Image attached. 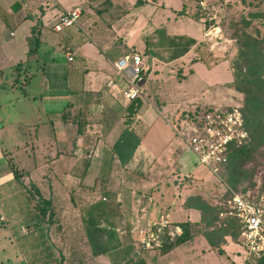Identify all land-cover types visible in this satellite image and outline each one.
Here are the masks:
<instances>
[{"label":"rangeland","instance_id":"1","mask_svg":"<svg viewBox=\"0 0 264 264\" xmlns=\"http://www.w3.org/2000/svg\"><path fill=\"white\" fill-rule=\"evenodd\" d=\"M100 1L101 3L96 2L90 6L93 15L99 16L103 5L108 2ZM136 1L121 0L112 12L114 18L111 14L110 17H101V21H109L108 24H111L116 16L127 13L114 27L115 30L111 25H107L108 28L104 26L107 28L105 34L108 39L116 38L117 32L125 33L132 20L134 23L133 17H139L136 27L140 42L134 43L135 49L141 50L142 43H148L150 48V52L145 50L141 53L140 66L148 74L142 84L141 98L144 102L140 111L141 120L131 127L127 125L118 141L111 140L113 143L110 144L125 164L129 162L133 167L134 162L145 154V150H152L157 154L166 153L170 148L176 150L172 164L166 162L167 166L159 169L162 174L154 176L155 182L141 185L138 193H152L154 212H169L172 221L192 218V222L196 223L197 234L171 254L157 255L159 254L161 261L172 259L176 264H230L224 248L230 245V248L236 249L242 263L247 261L249 264H264V257L249 256L240 244L236 219L230 215L228 203L234 193L251 197L264 194V147L256 149L248 158L240 156L230 167L226 168L224 165L207 169L198 164L184 138L175 132H180L181 128L177 122H191L192 118L187 115L196 107L226 105L241 108L244 95L228 84L238 55L236 37L241 36L245 30L244 21L250 19L251 25L246 31L264 35V0H146L147 3L135 6ZM43 2L26 0L22 14H35ZM53 2L55 0H50V4ZM61 2L65 5H81L85 9L82 0ZM183 7L185 14H180ZM58 12L57 7H50L45 11L43 18L46 26L52 25ZM197 12L204 17L193 19L191 16ZM87 32L85 43L89 45L88 48L97 56L100 55L101 61L108 63L98 45L105 49L108 46L100 41L98 34L92 29ZM122 48L128 55L135 53L130 46ZM76 65L83 64L78 59L68 62L66 51L51 49L46 43L42 44L38 58L30 61L27 73L29 82L25 85V90L30 96V103L34 101V96L37 97L36 108L41 118L45 117L41 110L50 99V95L45 94L43 101L40 100L42 81L51 85L55 83V86L60 82L61 89L57 91L54 108L56 112L61 111L70 99L68 91L64 90L67 68ZM22 77L20 81L23 80ZM10 78V71H5L3 77H0V91L8 87ZM5 96L2 91L0 101L5 100ZM30 109L25 111L30 116L23 119V122L31 120V115L36 113L31 107ZM5 111L3 109L2 113L6 118ZM182 113L186 116L181 117ZM16 114L19 112L13 108L12 117L16 118ZM15 129V126L9 124L7 132L14 152L15 144L35 138L27 132L18 137ZM242 145L244 143L237 144L234 149ZM20 153L24 152L17 154L20 156ZM15 159L18 161V157ZM76 189L73 185H66V190L62 189L55 196L57 205L54 207L55 216L51 219L36 218L37 197L27 195L17 184L1 190L0 264H59L61 253L68 263L76 253L77 257L87 256L85 225L92 227L97 224L96 214L105 209L106 203L101 198L94 199L92 214L83 220L82 212L73 207L69 200L73 195H82ZM94 195L108 194L97 192ZM188 210L195 215H188ZM193 247L204 248L205 255H197V251L193 253ZM150 251L153 253L154 250Z\"/></svg>","mask_w":264,"mask_h":264},{"label":"crops","instance_id":"2","mask_svg":"<svg viewBox=\"0 0 264 264\" xmlns=\"http://www.w3.org/2000/svg\"><path fill=\"white\" fill-rule=\"evenodd\" d=\"M43 1L35 14L31 12L22 14L26 0H0V77H3L5 71H10L11 77L8 87L0 91L6 94L5 100L0 101V192L13 185L15 168L25 173L23 177L25 182L29 183L32 180L45 190L49 185L53 186L55 193L62 189L66 190V185L77 188V192L82 194L79 196L83 198L80 199L83 206L79 209L83 220L93 212L92 201L101 198L106 207L96 214L97 224L92 227L85 225L89 252L81 264H176L172 259L161 261L159 257L161 253L156 250L150 253V250L142 249L127 234L132 224L156 218L160 213L166 212L164 210L159 214L154 212L151 203L152 193L145 195L142 192L140 195L138 190L143 184L155 182L154 176L162 174L159 169L167 166L166 162L172 164L176 150L170 148L163 154L145 150V154L134 162L133 167L129 162L125 164L114 146L110 144L118 141L127 125L131 127L141 120L140 108L129 122L126 121V108L130 101L122 93L125 82L116 74L114 68V62L118 58L129 54L122 46L125 48L130 46L140 55L146 50V43L141 44V50L135 49L134 43L140 42L139 30L136 27L139 17L137 19L136 16L133 17L135 21L133 23L132 20L125 33L117 32L116 38L108 39L105 34L107 25L114 29L127 13L116 16L111 24H108L109 21L108 23L101 21V17L107 15L110 17L121 0H109L103 5L99 16L91 13L90 6L96 2L101 3L100 0H82L85 9L77 4L65 5L61 0H55L53 4H50V0ZM15 3L18 4L15 6ZM74 6L83 8L81 27L54 31L53 25L60 13ZM50 7L59 8V12L55 14L52 25L46 26L43 17ZM39 19L40 46L34 55L28 56V39L32 36V27ZM90 29L98 34L105 46L109 47L106 46L105 49L98 45L108 63L101 61L102 57L97 56L85 43L87 40L85 36ZM43 43L54 50L63 49L67 52L68 62L78 59L84 66H68L64 90L68 91L70 99L61 111L56 112L54 108L57 91L61 89L60 82L55 86V83L51 85L42 81L40 100L43 101L45 94H49L50 99L46 107L42 106V115L45 117L41 118L36 108L37 97L34 96L32 98L34 101L30 103L31 99L25 85L29 82L27 76L29 63L33 58H38ZM69 57L73 60L70 61ZM30 107L36 113L31 115V120L23 122V119L30 116L25 114L26 110H31ZM13 108L19 112L16 118L11 115ZM3 109L6 110V118L4 112L2 113ZM3 119H6V122H3ZM79 123L82 124L80 133ZM9 124L15 126V134L18 137L23 136V133L25 135L29 133L35 138L15 144L14 152L7 137ZM19 152L24 153H20L19 156L17 154ZM17 157L18 161L15 159ZM80 183L85 188H79ZM94 186L97 192L102 188L100 192L108 195H100L101 197L92 195L91 188ZM188 215L193 216L195 213L188 210ZM193 248V253L197 251V255H205L204 248ZM224 248L227 262L230 264L246 262L240 261L241 258L235 248H230V245Z\"/></svg>","mask_w":264,"mask_h":264},{"label":"built area","instance_id":"3","mask_svg":"<svg viewBox=\"0 0 264 264\" xmlns=\"http://www.w3.org/2000/svg\"><path fill=\"white\" fill-rule=\"evenodd\" d=\"M82 15L83 8L80 6L64 9L53 26L54 31L80 28ZM68 59L73 60L72 57ZM141 62L139 53L125 55L114 62L116 74L125 82L122 93L129 101L143 96L142 84L147 73L140 66ZM179 127L180 132H175L184 138L198 164L207 169L224 166L232 147L243 144L248 137L243 113L239 107L234 106L205 107L195 114L191 122L183 121ZM228 203L230 215L239 223L240 244L249 256L264 257V194L251 197L234 193ZM182 233V227L171 220L168 212L132 224L127 231L132 241L142 249L156 251L167 240L173 241Z\"/></svg>","mask_w":264,"mask_h":264},{"label":"trees","instance_id":"4","mask_svg":"<svg viewBox=\"0 0 264 264\" xmlns=\"http://www.w3.org/2000/svg\"><path fill=\"white\" fill-rule=\"evenodd\" d=\"M147 2L148 1L146 0H137L134 5L139 6ZM16 4L18 3H15V6ZM179 12L180 14H185V7H183V9ZM191 17L195 20H199L204 16L202 13L197 12ZM40 22V19L37 20L35 26L31 29L32 36L28 39V56L34 55L40 46V31L38 30ZM244 23L245 30L242 32L241 36L236 37L238 55L236 61L234 62L235 67L233 71V80L228 84L244 95L240 109L243 113L245 129L248 131V137L246 138L244 145L238 149H234V147H232L228 153V161L225 164L226 168L230 167L235 159H238L240 156L245 155L248 158V156H251L256 149L264 147V35H260L259 32L254 35L246 31V28L251 25V19L249 21H244ZM146 51L150 52L148 43H146ZM143 102L144 101L141 97L130 101L126 108L127 122H129L130 118H133L139 112ZM201 109L203 108L196 107L193 112L189 111L187 116L194 119L195 114L201 111ZM183 114L184 113H182L181 117L186 116ZM177 124L179 125L178 122ZM81 126L82 124L79 123V133L81 132ZM13 174L14 182L13 185H11L12 187H15L17 184V186L24 189L27 195H35L37 197L38 205L36 210L38 211V214L36 215V218H53L55 216L54 207L57 205L55 196L59 195V193L54 192L52 189L53 186L49 185L45 190L32 180L27 183L23 179L25 173L15 168L13 169ZM79 188H85V186L80 183ZM91 189L92 195L97 193L95 186ZM101 189L102 188L98 189V192H100ZM80 199L82 200L83 198L79 195L69 197L73 207L77 210L83 206V201H80ZM175 224L182 227L183 233L180 236H177L173 241L167 240L165 242L163 247L158 250V252L162 255L168 254L177 247L186 244L197 235L195 232V222H192L191 220H184L175 222ZM236 224L239 233V223L236 221ZM88 252L89 249L87 243V256ZM76 254L73 255L72 261L68 263L65 261V257L61 253L59 264H81L84 258L87 257L84 255L77 257L78 254ZM244 264L249 263L246 261Z\"/></svg>","mask_w":264,"mask_h":264}]
</instances>
